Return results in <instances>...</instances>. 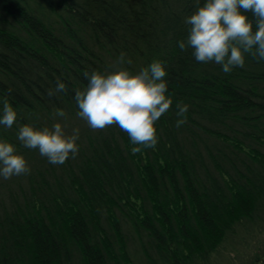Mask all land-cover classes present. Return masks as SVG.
Segmentation results:
<instances>
[{
	"label": "trees",
	"instance_id": "16d2710c",
	"mask_svg": "<svg viewBox=\"0 0 264 264\" xmlns=\"http://www.w3.org/2000/svg\"><path fill=\"white\" fill-rule=\"evenodd\" d=\"M205 2L0 0V116L4 98L18 113L0 140L31 169L0 178V264H264V61L225 74L182 51ZM121 53L133 74L164 61L173 99L155 149L136 154L118 126L91 130L74 99ZM58 79L67 93L48 96ZM177 103L189 105L179 129ZM57 122L79 129L63 165L17 139Z\"/></svg>",
	"mask_w": 264,
	"mask_h": 264
},
{
	"label": "clouds",
	"instance_id": "9594fccd",
	"mask_svg": "<svg viewBox=\"0 0 264 264\" xmlns=\"http://www.w3.org/2000/svg\"><path fill=\"white\" fill-rule=\"evenodd\" d=\"M199 4V0H196ZM251 13V18L247 15ZM184 23L189 25L185 39L178 43L182 51L192 50L198 63H215L222 66L225 74L234 68H243L246 57L264 61V0H206ZM125 54L118 57L115 70L85 72L87 85L76 89L74 99L78 106L77 115L85 120L93 131L116 125L127 133L133 145V154L143 149H155L158 143L156 122L167 113L173 103L168 93L165 77V62L153 60L148 66L133 74L123 67ZM131 64V60L127 61ZM66 84L59 79L48 96L67 93ZM0 125L11 129L18 113L7 98L3 101ZM176 128L187 123L189 105L177 103ZM54 116L65 117L62 109ZM17 139L28 149H38L39 154L52 165H63L78 154L79 129L66 134L61 123L51 127L36 128L24 124L19 128ZM142 146V147H141ZM31 169L25 157L16 147L0 140V178L29 175Z\"/></svg>",
	"mask_w": 264,
	"mask_h": 264
}]
</instances>
